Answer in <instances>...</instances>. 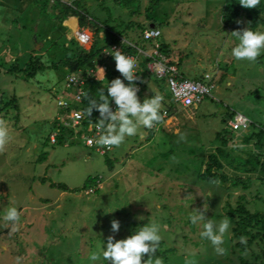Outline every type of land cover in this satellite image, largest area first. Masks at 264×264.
Instances as JSON below:
<instances>
[{
	"label": "rangeland",
	"instance_id": "obj_1",
	"mask_svg": "<svg viewBox=\"0 0 264 264\" xmlns=\"http://www.w3.org/2000/svg\"><path fill=\"white\" fill-rule=\"evenodd\" d=\"M71 1L0 0V106L13 98L16 107H0V118L10 130V142L0 153V264H93L90 253L101 251L110 235L125 239L153 222L160 226L162 239L151 264L156 259L161 264H245L242 259L246 264H264V239L240 247L230 227L223 244L226 254L217 255L210 241L200 236L203 222L193 225L189 219L207 207L206 220L218 223L228 218L232 226L227 213L237 204L249 211L264 210V178L256 170L236 171L225 164L222 171L227 179L222 183L197 178L204 156L215 146L214 134L221 128L230 134L227 147L235 164L249 167L245 163L248 154L257 152L241 138L258 129L264 131V52L255 62L233 58L232 49L239 41L221 29L225 0H158L151 15L160 31L157 40L169 47L171 62L179 60L183 75H212L211 97L203 99L196 110L181 108L171 101L166 88L161 89V81H156L160 87L152 89L154 95L163 97L160 111H166L160 125L141 128L136 136L104 154L79 140L69 143L68 136L64 144L43 146L51 119L59 123L65 116L58 113L62 106L57 101L69 98L65 72L48 65L68 54L66 48L71 49L66 44L72 39L76 17L68 15L61 21L66 28L64 37L59 36L62 31L55 23L62 13L60 5ZM128 1L124 5L123 0L79 3L88 17L127 35V22L146 21L147 5V0H140L137 7ZM238 19L241 30L249 28L243 17ZM253 31L264 32V25ZM98 40L101 45L109 36L99 32ZM29 55L39 57L47 68L30 78L7 72L13 64L26 66ZM100 74L97 71L96 77ZM144 82V86L155 84L152 77ZM144 88L137 93L142 99L148 95ZM227 111L243 115L248 127L230 130ZM149 131L152 136L146 139ZM40 151L46 153L45 159L36 162ZM257 153L264 160V141ZM104 159L112 161L111 170ZM39 176L47 179L40 182ZM86 176L95 179L76 191L48 184L57 181L78 187ZM12 207L21 213L19 230L14 233L3 227L2 219ZM113 220L120 223L117 233L111 231ZM96 264L108 262L101 258Z\"/></svg>",
	"mask_w": 264,
	"mask_h": 264
},
{
	"label": "trees",
	"instance_id": "obj_2",
	"mask_svg": "<svg viewBox=\"0 0 264 264\" xmlns=\"http://www.w3.org/2000/svg\"><path fill=\"white\" fill-rule=\"evenodd\" d=\"M139 1L140 0H129L128 2L131 3L135 2L137 7L138 5L137 3H139ZM162 1L164 0H160V3ZM158 2H159L158 0H147V5L144 7V12L146 14L145 15L146 21L138 22L135 20V21L127 22L128 25L127 27L125 26V29L127 30L128 33L127 35H124L119 31L106 28L104 24L105 22L103 21L99 22L90 16L88 17V14L86 12L80 10L81 6L79 0H72L70 4L62 3L60 5L62 7V13L56 18L57 21L55 22L58 25L57 30L59 29L60 31H62L59 33V36L64 37L62 33H64L63 30L66 28L65 26H62L60 24L61 21L68 15L75 16L77 19V25L79 27L88 28L92 33L90 46L87 50L77 45L73 39H70V41L67 40L68 43L66 44V46H68L69 43L71 46V49L66 48L68 54H65L61 59L55 62H51L48 65V68L50 69H56L60 67L63 69L65 73L79 71L84 77V82L81 87V94L79 95L78 99H73L71 102L66 103L65 106L57 104L58 106L63 107V108L61 107V110L58 112L59 114L61 113L60 115H65L69 111L78 110L80 112L79 124L82 126L83 129L89 124L91 125L97 124V121L99 119V112L94 109L91 116L89 117L86 114V109L89 107L90 99L98 98L99 90L103 89L105 91V94H107L108 84L113 80L114 76H116L117 74V70L115 69V66L111 64L112 62L115 61L113 56L114 53L112 55H106V60L110 61V64L106 65V68L104 70L105 78H103V74H100L99 79L97 78L93 79L91 76H88L86 70L87 68H94L96 65H99L103 61L102 55L104 49L109 48V46H111L112 44L119 45L120 51L123 54L135 53L136 51L135 47L140 49H145L148 46H150L151 41L149 39L143 38L142 30L147 28L149 23H153L155 27L157 26L155 25L154 20L151 19V15L153 14V11L156 9ZM224 2L225 3L220 11L221 29H227L230 34H232V32L235 30H241V22L238 19L239 16L243 17L246 20L251 30L256 28L258 25H264V0H260L259 6L257 8H252V9L242 7L239 3V0H225ZM124 4L125 2L123 0L122 5ZM130 14L133 15L134 11H131ZM160 24H163V22H161ZM132 31H135L134 34L130 33ZM99 32H103L104 34H107L109 36V40L101 45L99 44V40H98ZM159 51L166 57L168 64L175 65L176 73H177V70H180L181 68V64L179 63L178 59L175 62V64L171 62V60L169 59L170 50L165 42L160 41ZM146 62H147L146 58H140V60L137 63L136 75L138 76L139 80L136 81V86L139 89L138 91H140L141 88H143L144 86L142 82L143 78L145 77V75L148 74V71L145 66ZM45 68H47V66H45L39 60V57H34L29 55L26 66L22 68L20 66H17V64H13L7 69V72H21L25 77L30 78L33 77L37 72L43 71ZM179 75L183 76L181 74ZM201 77H202L201 75L194 74L193 76L190 77V79L200 80ZM158 81L162 82V79H159ZM125 83L127 84L128 82L125 80ZM205 98L208 97L206 96L203 99ZM8 105L13 106V108H16L13 98H11L8 102H4L3 104H1L0 107L4 110ZM161 114L162 111H160V115ZM233 114L234 113L232 112H228V111L226 112V115L229 118H231ZM162 121H163V117L161 122ZM161 122H159L158 124H160ZM49 127H50L49 133H47V135L44 136L43 140L41 141V145L43 146L46 145L47 143L48 144L51 143L50 145L64 144V142H67L66 141L67 136H68L67 140L69 143L78 141L76 137L72 138L73 132L70 126L63 125L62 122L58 123L55 121L54 118L51 119L49 123ZM51 133H54L53 142L49 141V135ZM228 135L230 134H228V132L224 128H221L220 130L215 132L214 134V139H215L214 141H216L215 146L211 151H209L204 156L203 167L202 170L198 172L197 178L207 183H214V182L222 183L225 179H227V176L222 171L223 166L225 164L228 167H232L236 171L251 172L256 170L257 173L262 174L264 178V160H259V154L257 153L259 149L263 148L264 131L258 129L255 132L252 131L249 134L242 136L241 138L242 143L245 144L251 143L255 148V151H257L256 153L248 154L245 163L248 164L249 167H246L244 164L243 165L235 164V162L237 161L234 160L235 162H233V159L230 158V150L227 147L229 144ZM151 136H152V131H149L146 136V139H149ZM107 150L109 149L103 150L101 154H104ZM45 155L46 153L44 151H40L35 161L42 162L45 159ZM262 157L264 159V155ZM232 162L234 163V166ZM104 163L106 164L107 169L109 170L112 169V161L110 159H104ZM46 179L47 178L44 176L38 177V180L40 182H44ZM94 179L95 176H86L85 179L80 184V186L71 187V188L68 187L63 182L49 181L48 184L49 186L56 187L60 190L76 191L80 188L89 187L90 184L94 181ZM231 182H232L231 184L235 183L234 180ZM94 190L96 191V188ZM227 214L233 220V225L231 226V234L236 239L235 243L237 245L243 247V243L240 242V237L242 236H245L246 241L248 242H250L253 239H257V240L264 239V210L249 211L242 204H237V206L229 210ZM132 234L133 232H131V235ZM241 262L245 264L247 263V261L244 259H242Z\"/></svg>",
	"mask_w": 264,
	"mask_h": 264
},
{
	"label": "clouds",
	"instance_id": "obj_3",
	"mask_svg": "<svg viewBox=\"0 0 264 264\" xmlns=\"http://www.w3.org/2000/svg\"><path fill=\"white\" fill-rule=\"evenodd\" d=\"M239 3L244 8L252 9L259 6L260 0H239ZM75 23L77 24V20ZM147 29L158 30L154 24L153 27L147 26L143 30ZM159 35L160 31L158 30ZM232 35L238 38L239 41L232 49V56L235 60L255 62L261 53L264 52V32L245 28L233 31ZM113 56L116 70L124 79H113L108 84L107 94H105L103 89L99 90L98 98L90 99L89 107L86 109V114L89 117L94 109L99 112V119L96 124L98 138L95 143L109 150L113 147H120L127 137L136 136L141 128L152 129L161 122L160 109L163 101L162 96L154 95L141 102L137 95L139 89L136 86V81L139 78L136 75L137 64L135 58L123 54L120 50H116ZM97 66L92 69L96 71ZM97 71H102L103 78H105L104 70L98 69ZM66 74H64V77ZM99 78L97 75V79ZM125 80L128 82L127 84ZM110 101L116 105L115 110H113ZM230 119H227V121ZM9 142L10 130L8 124L4 119L0 118V153L5 152ZM206 211L207 207H204L203 210L198 209L190 214L189 219L193 225L203 222V230L200 232L201 238L210 241L217 255H225L226 249L223 244L231 223L228 218H224L218 223L213 220H206ZM2 219L4 222L3 227H10V231L13 233L19 230L21 213L16 207L9 208ZM119 229V221L113 220L111 222V231L117 233ZM159 232L160 226L153 222L140 227L138 231H135L125 239L116 240L114 236L110 235L107 238L106 246L104 244L101 251L91 252L88 259L93 264H96L101 258L107 261L108 264H151V258L157 252L162 239ZM240 242L246 244V237H240ZM145 257L148 259L145 260ZM155 264H161V261L156 259Z\"/></svg>",
	"mask_w": 264,
	"mask_h": 264
},
{
	"label": "built area",
	"instance_id": "obj_4",
	"mask_svg": "<svg viewBox=\"0 0 264 264\" xmlns=\"http://www.w3.org/2000/svg\"><path fill=\"white\" fill-rule=\"evenodd\" d=\"M72 39L81 48L87 50L90 46L92 33L86 27H79L75 23V27L71 30ZM142 36L144 39H149L152 44L148 46V49H140L135 47V53L125 54L127 56L133 57L136 60V64L140 58H146L147 62L145 64L147 71L154 76L156 79H162L167 88V92L171 101L181 107V108H195L204 97H211L209 93L211 77L209 73H203L200 80H193L188 77L180 76L176 73V68L173 64H168L166 57L159 51V42L156 38L158 36V30L147 29L142 31ZM132 46V45H131ZM116 50H120L119 45H111L109 48L103 51L102 59L103 61L96 67V69L105 70L106 65L110 64V61L106 60V55H112ZM115 66V61L112 62ZM116 69V67H115ZM137 71V66H136ZM95 70L89 68L86 70L88 76L96 79ZM120 78L124 79L121 74L117 71L116 76L113 79ZM65 88L69 93L68 100L57 101L58 105L65 106L66 103L71 102L73 99H78L81 94V87L84 82V77L81 72L74 71L68 72L65 75ZM111 106L115 110L116 105L111 101ZM68 118V119H66ZM80 112L78 110L69 111L65 116H63V125H68L72 128V138H77L83 145L94 147L95 151L102 153L103 150L107 149L99 146L95 143L98 138V133L96 130V124L87 125L84 129L79 124ZM227 127L230 130H244L248 125L247 119L239 113H234L232 118L226 122ZM49 141H54V133L49 135Z\"/></svg>",
	"mask_w": 264,
	"mask_h": 264
},
{
	"label": "crops",
	"instance_id": "obj_5",
	"mask_svg": "<svg viewBox=\"0 0 264 264\" xmlns=\"http://www.w3.org/2000/svg\"><path fill=\"white\" fill-rule=\"evenodd\" d=\"M159 30V29H158ZM159 42H160V40H159ZM203 73H205V72H203ZM203 73H200V74H197V75H201V74H203ZM101 74H103V72L101 71ZM177 74L179 75V74H181V75H183L182 74V72L180 71V70H177ZM183 76H185V75H183ZM147 77H152V79H153V81H154V85H151V86H143V88H144V90L146 91H144L143 90V93L146 95V93H148V95H146V96H154V94H155V90H156V85L158 86V84L156 83V81H158V79H156V78H154V76H152V74H150L149 72H148V74L147 75H145V77L143 78V81L142 82H144L145 81V78H147ZM186 77H188V76H186ZM210 77L212 78V75H210ZM188 78H190V77H188ZM222 78H223V76H222ZM156 79V80H155ZM214 79V78H213ZM212 79V80H213ZM145 83V82H144ZM162 83V84H161ZM160 83V86H161V89L163 88H166V86H165V83L162 81ZM160 86H158V87H160ZM152 88H154L155 90H153ZM65 89V88H64ZM167 89V88H166ZM67 91V90H66ZM64 94H66V93H64ZM143 97V99H142V97L140 98L139 96V99L141 100V101H143L144 99H146L147 97ZM198 108V105H197V107H196V109ZM193 109V108H192ZM196 109H193V110H196ZM162 111V113L164 114V115H161L162 117L163 116H165L166 115V111L165 110H161ZM240 114V113H239ZM160 125V124H159Z\"/></svg>",
	"mask_w": 264,
	"mask_h": 264
},
{
	"label": "water",
	"instance_id": "obj_6",
	"mask_svg": "<svg viewBox=\"0 0 264 264\" xmlns=\"http://www.w3.org/2000/svg\"><path fill=\"white\" fill-rule=\"evenodd\" d=\"M148 27H153V24L152 23L148 24Z\"/></svg>",
	"mask_w": 264,
	"mask_h": 264
},
{
	"label": "bare ground",
	"instance_id": "obj_7",
	"mask_svg": "<svg viewBox=\"0 0 264 264\" xmlns=\"http://www.w3.org/2000/svg\"><path fill=\"white\" fill-rule=\"evenodd\" d=\"M73 29V28H72Z\"/></svg>",
	"mask_w": 264,
	"mask_h": 264
}]
</instances>
